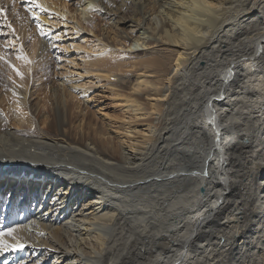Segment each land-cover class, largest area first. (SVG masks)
<instances>
[{"label": "bare ground", "instance_id": "obj_1", "mask_svg": "<svg viewBox=\"0 0 264 264\" xmlns=\"http://www.w3.org/2000/svg\"><path fill=\"white\" fill-rule=\"evenodd\" d=\"M13 1L0 0L4 19ZM30 1L41 15L70 14L60 0ZM78 7L81 25L92 11L126 10L113 29L131 53L100 39L93 63L120 83L127 78L116 72L138 65L131 90L145 91L151 108L139 97L127 104L137 116H158L136 152L115 148L85 109L75 138L73 97L44 81L55 48L48 34L31 45L32 79L7 69L0 40V215L19 225L0 236V264L5 254V264H264V0ZM32 16L45 33L49 19ZM140 41L163 48L160 57L140 61ZM38 97L51 107L43 131ZM5 110L30 130L10 129Z\"/></svg>", "mask_w": 264, "mask_h": 264}, {"label": "rangeland", "instance_id": "obj_2", "mask_svg": "<svg viewBox=\"0 0 264 264\" xmlns=\"http://www.w3.org/2000/svg\"><path fill=\"white\" fill-rule=\"evenodd\" d=\"M53 1L56 2V0ZM60 1L66 3L67 10L70 12L66 18L48 12H46L47 16L41 15V13L38 14L40 9H36V6H39L40 3L30 0H14L10 7L11 13L8 14V19H4V9L0 11V40L2 42L1 50L4 53V57L1 56V58L5 61L7 69L9 71L12 70V68L24 69L26 75L31 74L30 77L32 79V73L28 71L30 67L29 64L31 65L35 62V56L32 58L31 45L37 34L41 35L38 31L37 19H34L32 14L40 15V18L49 19V27L44 28V30H46L44 34H48L55 48L50 54V64L49 68L46 70V80L44 81L47 83L48 87L53 85L58 86L61 88L63 95L73 97L69 104V107H71L70 109H72L69 116L74 118V122L76 121L71 130L72 135L76 138L85 131L83 125L80 124L83 118L80 113L85 109L82 114L85 113V115L89 116V120H92L90 121L92 125L95 128L101 129V131L106 134V139H109L115 148H123L126 152H136V150L143 149L146 140L149 138L147 127L154 125L158 115H148L146 117L137 116L127 104V101L135 100L136 97H139L138 99L142 101L141 103L146 107V110L151 108V98L145 97V91L133 93L131 90L135 76L141 73L139 72V66L137 65L135 68H126L121 72H116L118 77L126 76L127 78L125 82L120 83L117 77L107 78L105 70L95 66L93 63L99 54L98 47L100 45V39L107 40L109 44L113 46L118 44L120 38L115 36L116 30L113 29V25L116 21V16L125 14L126 10L123 13H113L115 11L112 10V12L111 8H103L101 12L92 11V13L90 12L91 14L89 13L91 17L88 22L90 23L81 25L79 20L82 19V17L79 16V14L83 9L78 7L77 12V6L83 0ZM85 4H87V2ZM144 12L145 10L143 13ZM73 17L75 19H73ZM147 18L148 16H146L145 19ZM145 19H142L141 26L144 25ZM150 19L151 18H148L147 20ZM64 23H68V25H64ZM25 25L28 26L26 27ZM74 25H76V29H74ZM28 29H31V31H28ZM81 29L84 31H81ZM143 42L144 41H140L139 45H134L135 50L144 51L147 49L146 52H140L143 53L141 54L140 61L153 59L157 57V55L160 57L162 51L159 50H163V48L160 49V46L151 43L148 44L149 46L146 48ZM74 46L76 49H72ZM123 46L124 45L121 44L117 45L116 51L123 55H129L131 53L130 50L122 49ZM34 54H36V52ZM128 55L125 57H128ZM149 71H152V73H149L150 75L153 74L151 77H155V70L149 69ZM42 74L43 73H39L38 77ZM7 75H5L6 80H9L10 78ZM42 97L36 98L37 100L35 99L32 103L35 105L37 101H41V107L43 106L42 113H44V116L36 123V127L41 131H43L50 122V119H46L45 116H47L51 110L50 103L47 104L42 101ZM74 108L76 110H74ZM3 114L5 118L4 121H7L8 125H10V129L21 132L30 130L28 122L24 120L25 122L22 123V121L19 120L22 117H18L16 111L5 110ZM76 117H78V119ZM84 122H87V120ZM84 122L83 124H85ZM15 190L13 194L16 192ZM5 204L7 205V202H5ZM143 204L147 205L145 202H143ZM78 207L79 205L77 208ZM74 210L76 211V209ZM0 218H2V215H0ZM11 224V228H7V230L4 229L1 233L8 232L10 229L14 230L15 226H19L17 223ZM5 255L1 259V262L4 264L9 257L5 258ZM13 257L12 255V258ZM15 264L24 263L20 259H17Z\"/></svg>", "mask_w": 264, "mask_h": 264}, {"label": "snow or ice", "instance_id": "obj_3", "mask_svg": "<svg viewBox=\"0 0 264 264\" xmlns=\"http://www.w3.org/2000/svg\"><path fill=\"white\" fill-rule=\"evenodd\" d=\"M45 9H43V8H41V11H44ZM0 11H2V9H0ZM35 18V17H34ZM38 27H39V24H38ZM41 35H44V33L41 31ZM18 58H21V57H18ZM13 70L14 71H16V74L18 75V76H20L21 77V79H23V75L17 70V69H15V68H13ZM14 230H12V229H10L9 231H8V233H7V235H11L12 234V232H13ZM4 235V233H0V236H3ZM0 243H3V241H0ZM6 247H11V246H9V245H5ZM15 247H23L22 245H17V246H15Z\"/></svg>", "mask_w": 264, "mask_h": 264}, {"label": "water", "instance_id": "obj_4", "mask_svg": "<svg viewBox=\"0 0 264 264\" xmlns=\"http://www.w3.org/2000/svg\"><path fill=\"white\" fill-rule=\"evenodd\" d=\"M201 193H202V194L204 193V189L201 190Z\"/></svg>", "mask_w": 264, "mask_h": 264}]
</instances>
